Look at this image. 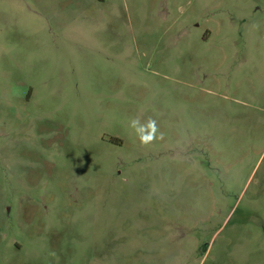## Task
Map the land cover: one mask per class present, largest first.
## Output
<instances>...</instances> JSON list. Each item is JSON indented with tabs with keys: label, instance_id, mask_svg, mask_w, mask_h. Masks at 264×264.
<instances>
[{
	"label": "rangeland",
	"instance_id": "1",
	"mask_svg": "<svg viewBox=\"0 0 264 264\" xmlns=\"http://www.w3.org/2000/svg\"><path fill=\"white\" fill-rule=\"evenodd\" d=\"M0 264H264V0H0Z\"/></svg>",
	"mask_w": 264,
	"mask_h": 264
}]
</instances>
